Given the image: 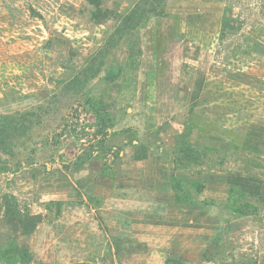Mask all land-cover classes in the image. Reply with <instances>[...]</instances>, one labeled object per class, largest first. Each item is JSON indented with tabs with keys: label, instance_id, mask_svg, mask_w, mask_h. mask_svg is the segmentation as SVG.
Listing matches in <instances>:
<instances>
[{
	"label": "rangeland",
	"instance_id": "obj_1",
	"mask_svg": "<svg viewBox=\"0 0 264 264\" xmlns=\"http://www.w3.org/2000/svg\"><path fill=\"white\" fill-rule=\"evenodd\" d=\"M139 1L100 0L96 22L87 0H0V115L40 121L0 154V245L47 264H264V0H165L105 52ZM181 139L209 150L182 162ZM4 193L41 216L30 236Z\"/></svg>",
	"mask_w": 264,
	"mask_h": 264
},
{
	"label": "trees",
	"instance_id": "obj_2",
	"mask_svg": "<svg viewBox=\"0 0 264 264\" xmlns=\"http://www.w3.org/2000/svg\"><path fill=\"white\" fill-rule=\"evenodd\" d=\"M93 7L92 19L96 22H102L106 19L112 18V11L106 9L103 10L100 5V0H87ZM165 0H140L128 14L124 16L115 15L118 20V25L114 28L113 32L108 36L105 44V52L111 51L115 48L119 41L128 34L129 31L135 30L139 25L146 20L149 16L157 15L159 6ZM102 58L95 63L94 61L83 68L73 79H71L67 85L74 88L77 92L83 89L87 83L94 79L101 70ZM92 110L97 113V107H93ZM38 115L34 112L16 113L13 115H0V154L11 156L14 148L17 146V142L26 137L32 129L40 124ZM104 117L97 115V119L101 121ZM108 120V119H107ZM181 137V135H180ZM176 153L181 155L182 162H198L200 157L204 155V151L209 150L206 146L197 147L190 144L187 140H180L179 145L175 147ZM81 158V157H79ZM91 158V156L89 157ZM83 160L86 158L83 157ZM5 167L0 168V172L3 173ZM172 178L174 183L173 188L179 193L182 192L180 179ZM197 192L203 190L202 184L197 187ZM234 187H230V196L236 191ZM186 196H176V201L183 202L181 199H187ZM1 202L3 207V218L7 220L9 225H12L16 229L20 236L27 237L33 234L37 226L41 222V216L39 214H30L24 212L19 207L15 197L12 194L4 193L1 195ZM249 208L248 204H244L241 208L235 210L237 214L245 215L246 210ZM0 264H46L36 263L33 260L31 251L26 246L18 244L15 237H9L5 243L0 245Z\"/></svg>",
	"mask_w": 264,
	"mask_h": 264
},
{
	"label": "crops",
	"instance_id": "obj_3",
	"mask_svg": "<svg viewBox=\"0 0 264 264\" xmlns=\"http://www.w3.org/2000/svg\"><path fill=\"white\" fill-rule=\"evenodd\" d=\"M263 118H264V116H263ZM33 260H34V262H35V257H33ZM47 264V263H46Z\"/></svg>",
	"mask_w": 264,
	"mask_h": 264
}]
</instances>
